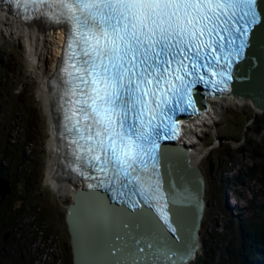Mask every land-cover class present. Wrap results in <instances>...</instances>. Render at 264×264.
<instances>
[{"label": "snow or ice", "instance_id": "6c2138e0", "mask_svg": "<svg viewBox=\"0 0 264 264\" xmlns=\"http://www.w3.org/2000/svg\"><path fill=\"white\" fill-rule=\"evenodd\" d=\"M5 2L25 22L65 27L54 81L64 160L133 218L107 248L111 264H185L195 246L185 248L171 205L196 197L165 181L161 141L176 131L178 112L199 111L197 85L223 92L258 62L264 74L260 0Z\"/></svg>", "mask_w": 264, "mask_h": 264}, {"label": "rangeland", "instance_id": "374dc122", "mask_svg": "<svg viewBox=\"0 0 264 264\" xmlns=\"http://www.w3.org/2000/svg\"><path fill=\"white\" fill-rule=\"evenodd\" d=\"M28 48L24 30L0 28V142L11 136L9 150L11 153L16 147L19 150L21 163L17 176L22 183L15 184L14 193L21 200L15 204L25 207L13 222L15 228L12 226L9 238L2 239L6 230H0V264H74L66 220L74 196H60L48 182L50 120L40 92L41 69L29 60ZM13 109L17 112L13 113ZM263 116L264 112L255 111L251 103H233L216 114V122L202 126L198 133L196 139L205 154L201 166L206 176L207 207L200 229L203 260L199 261L197 256L192 264H206L210 260L204 250L211 244L217 250V258L210 264H240L229 262L224 255L229 243L233 247L241 246L239 221L255 223L258 221L255 213H264L258 207L264 205L261 179L264 124L255 125V120ZM29 129L32 143L23 151ZM227 130H233L235 136L244 133V137L236 143L222 139ZM251 145L255 147L254 153L249 151ZM209 157L214 160L211 168ZM14 167L7 160L0 163V170L12 179L16 174ZM223 168L231 170L223 171ZM231 177L234 180L239 177V184L232 181L225 188L220 186L219 181L225 183Z\"/></svg>", "mask_w": 264, "mask_h": 264}, {"label": "water", "instance_id": "95a60500", "mask_svg": "<svg viewBox=\"0 0 264 264\" xmlns=\"http://www.w3.org/2000/svg\"><path fill=\"white\" fill-rule=\"evenodd\" d=\"M260 8L264 10V0H260ZM256 55L259 56L260 53L257 52ZM198 92L201 103V94ZM231 94L251 100L254 107L264 112V74L259 70V62L245 79L234 80ZM163 149L165 158L162 172L165 181L177 180L180 186L187 187L196 197L191 204L171 205V215L180 227L185 248L195 246L194 254L185 262L192 264L197 254L199 261L203 260L200 229L207 207L206 176L202 169L189 163V152L181 145L166 144ZM177 170L180 175H176ZM13 192L11 180L0 174V203ZM95 195H98L95 191L85 187L80 189L74 194L73 203L67 212L66 220L75 264H111L113 257L108 256L107 248L116 233L125 231L121 221L129 220V216L120 213L121 206L112 201L109 192L101 194V198ZM148 215L153 216L155 213L149 212ZM8 237L9 234H6V238Z\"/></svg>", "mask_w": 264, "mask_h": 264}, {"label": "bare ground", "instance_id": "6f19581e", "mask_svg": "<svg viewBox=\"0 0 264 264\" xmlns=\"http://www.w3.org/2000/svg\"><path fill=\"white\" fill-rule=\"evenodd\" d=\"M3 26H8L17 30L22 29L25 31L29 42V60L38 65L39 69H41L40 92L46 106L45 109H47L49 114L51 128L48 144L50 153L47 169L49 175L48 182L54 186L60 196H66L67 194L74 196L77 191L84 188L85 184L81 180L67 178L65 172V163L67 161L64 160V142L60 138L61 114L58 111L59 92L54 85V81L57 80L58 63L61 61L64 52V44L66 40L65 27H52V25L44 22H36L33 24L26 23L22 20V18L16 15L13 10H10V6L5 3V0H0V28ZM40 66H43L44 69H42V67L40 68ZM233 103L244 105L251 103V100L236 97L233 94L215 98L212 102V108L209 116L197 118L195 120L197 122L193 121L191 123L193 126L191 130H189L184 140V144L181 145L182 148L189 152L188 158L191 165L202 169L201 165L203 164L205 155L204 147H202L201 143H199L198 139H196L198 138V133L201 127L206 126L208 123H213L216 119V114H218L221 110H226ZM254 109L255 111L261 113V111L256 107H254ZM176 175H180L179 170H177ZM96 190L98 196L101 197L103 190ZM128 219L131 220L133 218L129 217Z\"/></svg>", "mask_w": 264, "mask_h": 264}, {"label": "trees", "instance_id": "16d2710c", "mask_svg": "<svg viewBox=\"0 0 264 264\" xmlns=\"http://www.w3.org/2000/svg\"><path fill=\"white\" fill-rule=\"evenodd\" d=\"M4 71L5 68L1 67ZM1 94V93H0ZM13 113H16V109H13ZM264 124V116L262 118H258L255 120V125ZM228 131V130H227ZM225 132L226 134L221 135V138L225 140H229L231 142L236 143V141L241 140L244 137V133L239 135H233L234 131L230 130L228 132ZM228 133V134H227ZM8 140L6 142L2 141L0 142V163L3 161H8L9 163H12L15 165L14 169V178L12 179L9 174H6L2 169L0 170V174L6 175L11 179V184L13 187V191L15 192V184L20 185L22 183V180L20 181V177H18V169L20 167V155H17V152L19 151L16 147L14 151L11 153L9 150V144H10V138L11 136L7 137ZM32 143L31 140V129L28 130V134L26 135L25 143L23 144V151L25 146H28ZM211 145V144H209ZM249 151L251 153L255 152V147L251 145L249 148ZM228 152V151H227ZM214 160L209 157V168H211L212 163ZM226 169V171H230V168H223ZM24 175L26 174L23 173ZM13 175V174H12ZM250 178H252L251 175H249ZM28 179L29 177L26 176ZM238 178L232 179L229 178L227 181H219L220 186L225 188V184H229L233 181L237 185L239 184ZM30 179V178H29ZM261 179L264 183V170H261ZM20 181V182H19ZM217 181H214V184L217 186L219 185ZM13 192L12 195H8L6 199L0 203V230H6V232L3 233L4 240L6 239V234H9L10 230L15 228L13 225V222L17 219H19L20 213H22V210L25 208L24 206H16V202H18V199L20 197H17V195ZM21 200V199H19ZM262 208L264 211V205L258 206ZM255 218L258 219L255 223H252V220H240L239 221V228L241 232V246L239 248L233 247L232 244H228L226 247V255L224 257L229 258V262L233 263H240V264H264V213L256 212ZM13 226V228H12ZM10 236V234H9ZM9 238V237H8ZM212 245V244H211ZM208 246L204 251L206 255L209 256L210 260L206 262V264H210L217 258V250L214 248V246Z\"/></svg>", "mask_w": 264, "mask_h": 264}, {"label": "flooded vegetation", "instance_id": "af4514ba", "mask_svg": "<svg viewBox=\"0 0 264 264\" xmlns=\"http://www.w3.org/2000/svg\"><path fill=\"white\" fill-rule=\"evenodd\" d=\"M1 235V234H0ZM3 237V236H2ZM2 239H4V238H2ZM0 256H1V252H0Z\"/></svg>", "mask_w": 264, "mask_h": 264}, {"label": "clouds", "instance_id": "9594fccd", "mask_svg": "<svg viewBox=\"0 0 264 264\" xmlns=\"http://www.w3.org/2000/svg\"><path fill=\"white\" fill-rule=\"evenodd\" d=\"M74 261V260H73Z\"/></svg>", "mask_w": 264, "mask_h": 264}]
</instances>
